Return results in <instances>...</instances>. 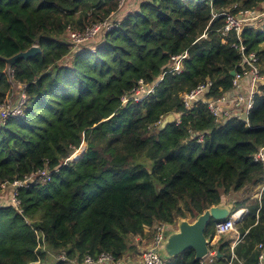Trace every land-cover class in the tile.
I'll return each instance as SVG.
<instances>
[{
    "label": "trees",
    "instance_id": "1",
    "mask_svg": "<svg viewBox=\"0 0 264 264\" xmlns=\"http://www.w3.org/2000/svg\"><path fill=\"white\" fill-rule=\"evenodd\" d=\"M119 2L0 0V104L11 89L6 60L34 45L41 48L12 66L29 99L25 115L0 128V197L3 182L44 168L51 173V180L18 189L22 213L0 206V264L39 258L40 264H67L48 261L62 250L69 260L102 252L122 259L137 251L131 236L146 227L194 221L224 195L264 185V168L254 158L264 143V84L248 120L218 122L204 101L190 109L183 101L185 92L207 80L213 81L208 98L233 88L231 72L242 70V57L233 45L236 34L224 38L226 16L219 13L235 4L233 13L260 10L263 0H141L138 8L123 10L117 28L74 48L68 27L83 30L117 12ZM241 37L248 51L258 52L264 73V15L247 22ZM185 51L181 74L166 73L140 102H122L138 80L155 84L171 56ZM71 56L72 66H61ZM170 113H180V123L162 128ZM77 149V158L67 160ZM234 204V210H249L237 224L241 241L232 248L223 235L211 249H220L219 264L232 253L236 264H258L264 189L260 199ZM215 223L207 225V238L214 237ZM165 264L201 259L187 249Z\"/></svg>",
    "mask_w": 264,
    "mask_h": 264
},
{
    "label": "built area",
    "instance_id": "2",
    "mask_svg": "<svg viewBox=\"0 0 264 264\" xmlns=\"http://www.w3.org/2000/svg\"><path fill=\"white\" fill-rule=\"evenodd\" d=\"M141 1V0H139ZM143 1V0H142ZM129 0H120L118 11L113 12L110 16L104 18L103 20L92 22L86 26L83 30H75L68 27V41L73 45L74 48L85 45L92 44L91 41L101 37L105 32L114 30L117 28L121 22V13L129 4ZM238 5H234L231 9L219 13V15L226 16V24L222 30L224 38L233 32L238 38V43L233 45L239 50L242 61V70L239 73H235L233 78V88L224 93L218 98H208L207 93L213 86L212 80H207L201 82L196 87L183 95V101L187 108H191L195 102L204 101L212 115L215 117L216 121L223 122L231 118L245 119L248 120V115L253 108L254 97L258 92L260 85L264 84V73L262 72L259 54L257 51H248L242 39V31L247 22H253L259 20L264 15V0L262 2V8L259 9H239L238 12L233 13V9H237ZM216 16V15H215ZM223 42H227L223 39ZM94 43V42H93ZM189 56L188 51L180 54H175L171 56L170 65L165 69L163 75L157 80V82L151 86L147 85L143 79L136 82L134 87L130 92L122 96V102L127 104L128 102L142 101L147 95L154 92L155 87L163 80L166 73L181 74L183 72V61ZM9 82L11 83V89L7 94L4 101L0 104V128L5 126L10 119L20 118L25 115V110L28 104V93L27 85L14 78V69L8 66L6 70ZM248 81H245L247 80ZM176 115V122L180 123L181 114ZM199 140H203V135H199ZM255 161L261 163L264 168V143L258 148L254 155ZM69 159V158H68ZM67 159V160H68ZM48 181L51 180V173L48 168L39 170L32 175L26 176L24 179H16L12 183L8 181L1 184L2 189L11 187L12 188V201L14 207L22 213L21 201L18 198V189L20 187L27 186L30 182L34 181ZM264 185L257 192V199L261 198ZM248 208H241L234 210L231 215L215 223V235L223 236L233 232H237V224L242 221L248 214ZM177 224H168L164 222H157L152 227L153 237L150 244L144 248L141 254L140 264H165V260L160 256L159 250L162 243L165 240L166 232L176 228ZM37 232V231H36ZM38 234L39 245L38 248L43 246V243ZM212 237H209L211 242ZM241 241V237L238 236L232 248L236 243ZM217 243V242H216ZM212 245V244H211ZM37 248V249H38ZM260 249L258 264H264V245L258 244ZM55 260L67 262V264H121L122 259H116L109 252H102L99 256L93 257L90 254H86L81 260L73 259L69 260L65 250L51 253ZM217 254L216 250L210 251L208 255L201 259V264H212L216 260ZM237 257L232 253L231 257L227 259L225 264H236ZM41 259L39 258L33 264H40Z\"/></svg>",
    "mask_w": 264,
    "mask_h": 264
},
{
    "label": "water",
    "instance_id": "3",
    "mask_svg": "<svg viewBox=\"0 0 264 264\" xmlns=\"http://www.w3.org/2000/svg\"><path fill=\"white\" fill-rule=\"evenodd\" d=\"M40 51L41 48L38 45H34L25 51L15 54L6 61L11 68L18 61L34 57L40 53ZM235 73V71H232L231 75L234 76ZM175 120L176 115L174 113H170L162 121L161 127L165 128L168 124L174 123ZM234 209V203L226 204L221 202L218 205H214L206 209L203 213L199 214L194 221L179 219L177 227L166 232L165 240L159 250L160 256L164 260H169L178 256L187 249H193L195 251L196 259L206 257L211 247V243L205 234L207 225L212 219L220 221L228 218ZM216 254L217 258L222 257V253L219 248H217ZM212 264H219V262L215 260Z\"/></svg>",
    "mask_w": 264,
    "mask_h": 264
},
{
    "label": "crops",
    "instance_id": "4",
    "mask_svg": "<svg viewBox=\"0 0 264 264\" xmlns=\"http://www.w3.org/2000/svg\"><path fill=\"white\" fill-rule=\"evenodd\" d=\"M138 6H139V4L137 5V7H135L134 5L131 4L130 8L132 10H134V9L138 8ZM245 81H248V79ZM238 194H241V191H239V192L232 191L230 194L224 195L223 196V203L229 204V203L239 202V200L237 199ZM242 208H247V206L242 207ZM151 232H152V228L146 227L143 234L131 236V244L135 246L137 251L128 253L124 258H122L121 264H140L141 263V260H142L141 254H142V251L144 250V248L150 244L151 240L149 239V236H150ZM238 236H240L239 230H237V232H233V233L226 235L227 239L230 240L232 244H234V242ZM220 238L221 237H219V236H214L213 238H211L212 239L211 240V242H212L211 246H214ZM105 264H110V263H105Z\"/></svg>",
    "mask_w": 264,
    "mask_h": 264
},
{
    "label": "rangeland",
    "instance_id": "5",
    "mask_svg": "<svg viewBox=\"0 0 264 264\" xmlns=\"http://www.w3.org/2000/svg\"><path fill=\"white\" fill-rule=\"evenodd\" d=\"M130 3H131L132 5H134L135 7H137V5L140 4V1H139V0H129V4H130ZM129 4H128V5H129ZM131 10H132V9L130 8V6H127V7L125 8V13H126V12H129V11H131ZM99 38H100V37H98L97 39L91 41L90 43L93 44V42H95V41L98 40ZM74 56H75V55H74ZM74 56H71L66 62H62V63H61V66H72L73 61H74ZM83 145H85V150H86V148H87V143H86V142H83L82 145H81V147H82ZM81 147H80V148H81ZM80 148H79V149H80ZM85 150L82 151V152H79L80 155L83 154V153L85 152ZM77 151H78V149L70 155V157H69V159H68L69 161H72V160L76 159V158H74V155H75V153H76ZM258 190H259V187H258V186H250V187H248L247 189L241 191V194H238V198H237V199L239 200V202H246V203L248 204L249 202H251V201L257 199L256 195H257ZM3 191H4V192L1 194L2 197H0V206H1V205H13V206H14L13 201H12V188H11V187H8V188L3 189ZM190 221H191V220H190ZM176 227H177V225H176ZM174 228H175V226H174ZM225 236H226V235H225ZM48 259H49L48 261H49L50 263H52V260L54 261V257L51 256V255H50V257H49Z\"/></svg>",
    "mask_w": 264,
    "mask_h": 264
}]
</instances>
